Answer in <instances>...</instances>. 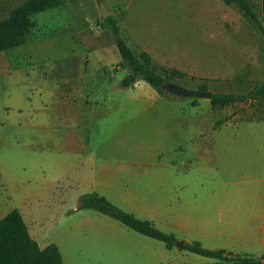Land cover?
<instances>
[{
    "label": "crops",
    "instance_id": "crops-1",
    "mask_svg": "<svg viewBox=\"0 0 264 264\" xmlns=\"http://www.w3.org/2000/svg\"><path fill=\"white\" fill-rule=\"evenodd\" d=\"M61 1L50 11L74 12L60 28L0 53V220L18 210L39 247L56 245L63 264H182L181 247L79 210L82 196L98 193L179 243L235 225L264 255V118L228 122L214 154L215 133L203 138L208 121L191 98L161 96L144 81L122 86L129 71L98 14L104 4L131 49L159 71H207L222 56L216 65L227 80L255 73L249 90L225 93L238 95L264 84L253 21L224 0ZM257 10L264 26V0ZM106 149L123 154L107 158ZM217 169L227 174L214 177Z\"/></svg>",
    "mask_w": 264,
    "mask_h": 264
},
{
    "label": "trees",
    "instance_id": "trees-1",
    "mask_svg": "<svg viewBox=\"0 0 264 264\" xmlns=\"http://www.w3.org/2000/svg\"><path fill=\"white\" fill-rule=\"evenodd\" d=\"M224 2L229 6H238L243 16L251 19L264 37V26L249 0H224ZM62 4L61 0H28L14 10L13 17L22 19L31 17L60 8ZM11 22L10 20L0 22V53L26 43L24 29L18 34H13L10 30ZM102 27L109 29L115 38L122 59L119 65L124 69H131L139 77L132 75L125 78L122 81L124 88L134 86L136 81H144L151 85L161 96H174L166 89V86L176 78L182 79L183 73L181 71L169 69L165 71V75L159 73L160 71L154 67L153 59L149 54L137 53L131 49L113 16L105 19ZM131 79L134 81L132 82ZM199 89L209 91L207 86H201ZM258 99L264 100V86H256L247 95L212 93L210 101L212 108L218 110L248 100ZM79 210L98 211L144 236L165 243L169 250L176 248L180 242L175 235L165 233L156 228L152 222L141 220L135 215L122 210L98 193H89L82 196ZM181 250L222 262H232L233 264H264V255L259 259L237 256L223 249L205 248L200 242H183ZM0 264H63V257L56 245L41 249L30 236L21 213L14 210L0 220Z\"/></svg>",
    "mask_w": 264,
    "mask_h": 264
},
{
    "label": "rangeland",
    "instance_id": "rangeland-1",
    "mask_svg": "<svg viewBox=\"0 0 264 264\" xmlns=\"http://www.w3.org/2000/svg\"><path fill=\"white\" fill-rule=\"evenodd\" d=\"M23 1L24 0H0V22L9 21V20L12 21L10 24V30L12 31L13 34H18L24 29L23 33L25 32L24 34H25L26 42L29 40L31 41V40L39 39V37H41L45 32L46 27L50 29L51 28L55 29V27L60 28V25L57 22L61 19H66V17H68V14L74 12V9L72 8H65V9H58L55 11L43 12L23 19L14 18L13 17L14 10ZM249 2H251L252 6L254 7L256 13L259 16L257 10V0H249ZM230 15H234V13L231 12ZM98 18L101 20L100 21L101 23L99 22L100 25H102L104 23V18L102 17L100 12L98 14ZM53 24L55 27H53ZM215 27H218V24H215ZM66 42L72 44L71 40ZM216 43L219 44L218 47H220L221 43H223L221 39V33L215 34V44ZM263 43H264V37H263ZM76 49L83 50L82 48H76ZM263 50H264V44H263ZM117 52L120 58L121 55L118 49ZM217 59L221 60L222 56H219V58L215 56L211 58V60L207 64L209 68V70L207 71H202V72L181 71L183 73L182 79L176 78L172 81V83H177L181 86H184L192 90H200L199 88L201 86H207L209 91L213 93L215 92L244 93L247 90H249L250 88L249 83L251 85L254 84L253 76L255 75V73L252 72L244 73L238 71V73H235L234 77L230 78L229 80L224 78L223 72L219 71L218 70L219 66L216 65ZM112 64H116L115 61L111 63V65ZM127 69L129 71V77L132 75L138 77L131 69L129 68ZM167 70L169 69L165 68L159 73L165 75L166 74L165 71ZM256 73L259 76L261 72H256ZM133 81L134 80L132 79V82ZM260 86H264V84H261ZM249 93L250 92L242 95H247ZM169 97H173V96H169ZM191 99L193 105H196L197 107L199 114L198 116L199 121H201L202 119L204 120L206 119L208 121V126H205L206 129L208 127V133H206L203 136V138H205V136H207L210 133L211 130L209 128H211L212 131H214L215 133V141L213 142L214 146H212V150L214 151V154H216L217 151H220L219 148L221 147V144L223 142L221 141L222 135L220 133L222 128L228 122H233L235 124L234 125L235 127L239 126V124L245 121V118L249 113L255 115L258 114L259 116L264 118V100L262 99L248 100L246 102L234 104L232 106H228L218 110H214L212 108L210 99H205V98H191ZM200 141L201 140L199 139V143ZM101 154L102 156H107V158H110V156L112 155L120 156L121 154H123V152L120 151L112 152L111 150L106 149L102 151ZM217 162H213V163H217ZM215 172H214V177L220 176L219 174H222L224 176L227 174L223 169H217ZM247 236H249L247 233L238 231L237 226L235 225L215 224L214 232L212 234L208 232L207 235L203 233L200 243H202V245L210 244L212 247L211 248L209 247V249H213V250L223 249L237 256L254 258V259L261 258L263 255L259 254L258 252L260 250L255 248L254 239L247 238ZM174 255L176 257L177 256L182 257V264H233L232 262H222L220 260L213 258H205L201 260L197 256L184 251L182 252L175 251Z\"/></svg>",
    "mask_w": 264,
    "mask_h": 264
},
{
    "label": "water",
    "instance_id": "water-1",
    "mask_svg": "<svg viewBox=\"0 0 264 264\" xmlns=\"http://www.w3.org/2000/svg\"><path fill=\"white\" fill-rule=\"evenodd\" d=\"M101 13L103 18H108L111 16V13L107 10L104 4H101ZM166 89L175 96L184 97V98H205L211 99L212 92L210 91H201V90H192L184 86H181L177 83H171L166 86ZM179 247L182 246V243L178 244Z\"/></svg>",
    "mask_w": 264,
    "mask_h": 264
}]
</instances>
